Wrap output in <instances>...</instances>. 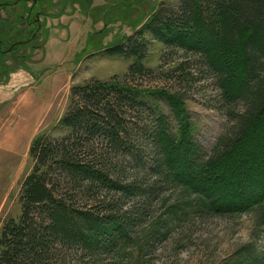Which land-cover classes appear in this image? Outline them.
I'll use <instances>...</instances> for the list:
<instances>
[{"label": "trees", "instance_id": "16d2710c", "mask_svg": "<svg viewBox=\"0 0 264 264\" xmlns=\"http://www.w3.org/2000/svg\"><path fill=\"white\" fill-rule=\"evenodd\" d=\"M15 1L0 9L28 4ZM178 1L110 51L131 63L122 80L72 88L66 134L34 141L20 216L0 232V264H128L129 248L147 250L191 216L253 213L264 225V0ZM155 44L158 69L145 65ZM158 74L165 87L141 88ZM193 92L212 93L228 120L210 153L188 117ZM230 170L242 182L237 207L226 202ZM233 264H264V252Z\"/></svg>", "mask_w": 264, "mask_h": 264}, {"label": "rangeland", "instance_id": "374dc122", "mask_svg": "<svg viewBox=\"0 0 264 264\" xmlns=\"http://www.w3.org/2000/svg\"><path fill=\"white\" fill-rule=\"evenodd\" d=\"M4 1L15 0H0ZM178 3L38 0L26 8L0 9V232L6 220L20 216L22 185L34 166L30 156L34 141L44 135L61 138L66 134L59 124L71 105L72 88L88 80H122L131 63L110 51L141 31L160 4L175 7ZM31 12L30 22L37 24H27ZM14 44L15 50L7 53ZM161 52L158 44L152 46L145 65L158 69ZM164 82L158 74L141 88H163ZM211 97L212 93L193 92L186 102L195 141L204 153L212 151L228 124ZM227 176L226 202L231 200L237 207L245 200L240 193L242 182L235 171ZM174 202L170 198L162 207L161 202L156 204L153 219L163 217ZM151 244L143 251L129 248L128 264H233L264 252V225L253 213L191 216Z\"/></svg>", "mask_w": 264, "mask_h": 264}, {"label": "flooded vegetation", "instance_id": "af4514ba", "mask_svg": "<svg viewBox=\"0 0 264 264\" xmlns=\"http://www.w3.org/2000/svg\"><path fill=\"white\" fill-rule=\"evenodd\" d=\"M37 1H38V0H28V3H29V2H32V4L35 5V4L37 3ZM7 4L10 5L9 3H7ZM14 4L17 5V4H19V3H18V1H15ZM11 7H13V6H11ZM0 23H1V21H0ZM27 24H30V25H32V24H37V21L34 20V21H32V23H27ZM2 45H3V43H2V41L0 40V48H1ZM12 47H13V46H11V47L7 50V53L12 52V50L14 49V48L12 49Z\"/></svg>", "mask_w": 264, "mask_h": 264}]
</instances>
